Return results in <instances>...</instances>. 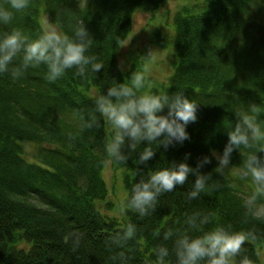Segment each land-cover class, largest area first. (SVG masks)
<instances>
[{"label": "trees", "instance_id": "16d2710c", "mask_svg": "<svg viewBox=\"0 0 264 264\" xmlns=\"http://www.w3.org/2000/svg\"><path fill=\"white\" fill-rule=\"evenodd\" d=\"M181 1L160 83L119 53L164 0H0V264H262L264 0Z\"/></svg>", "mask_w": 264, "mask_h": 264}, {"label": "rangeland", "instance_id": "374dc122", "mask_svg": "<svg viewBox=\"0 0 264 264\" xmlns=\"http://www.w3.org/2000/svg\"><path fill=\"white\" fill-rule=\"evenodd\" d=\"M78 1L83 4L87 2V0ZM182 5L184 2L181 0H164L155 14L141 10L135 13L132 33L119 53V63L123 70H127L135 60L139 59L145 63L146 76L160 83L168 82L176 62V51L171 43L175 35L173 16ZM41 24L47 33L51 35L58 33L47 16L42 15ZM164 39L169 41L166 47L160 43ZM123 172V169H118L112 162H108L105 166L104 179L110 193L108 201L113 205L112 210L102 208L108 216H121L127 208ZM235 175L238 177L237 174ZM259 254L264 264V243L259 246Z\"/></svg>", "mask_w": 264, "mask_h": 264}]
</instances>
